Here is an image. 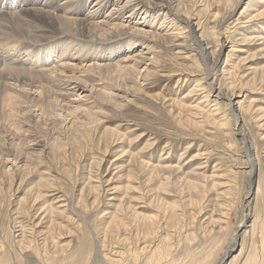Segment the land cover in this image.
<instances>
[{"label":"rangeland","instance_id":"obj_1","mask_svg":"<svg viewBox=\"0 0 264 264\" xmlns=\"http://www.w3.org/2000/svg\"><path fill=\"white\" fill-rule=\"evenodd\" d=\"M159 1L170 11L165 26ZM249 2H144L161 36H144L139 47L147 54L126 57L122 74L90 71L91 86L81 84L88 90L72 97L82 101L75 107L83 104L72 122L88 125L89 136H69L71 119H60V130L51 118L39 123L42 107L52 109L42 89L37 100L19 95L0 109L4 134L29 128L31 141L37 138L30 145L38 164L18 171L10 161L0 173V264H264V1ZM141 14L133 22L141 23ZM214 86L238 98H217ZM29 107V120L2 119ZM59 131L65 137L53 138ZM53 140L63 142L61 150ZM144 162L174 169L150 185ZM160 185L165 190L157 193ZM126 206L158 218L135 219ZM117 215L127 229H111ZM145 245L151 247L143 252Z\"/></svg>","mask_w":264,"mask_h":264},{"label":"bare ground","instance_id":"obj_2","mask_svg":"<svg viewBox=\"0 0 264 264\" xmlns=\"http://www.w3.org/2000/svg\"><path fill=\"white\" fill-rule=\"evenodd\" d=\"M153 1L154 0H0V109L5 113L7 104H13L19 95L32 98L30 100H37L39 98L38 91L42 89L52 109L50 106H46V109L42 107V117L38 119L39 123L43 124L46 119L49 120L51 118L54 123L53 126L55 125V128L57 127L54 129L58 130L59 128L60 130V119L68 121L71 119L72 122V115L76 116L83 111V104H81L80 107H75L77 102L82 103V101L72 100V97L80 96L78 95L79 91L83 93L85 90H88L81 86V84H88L91 86L92 82H89L90 71L96 69L99 72L117 71L119 74H122L126 71V68H128V64L125 60L126 57H130V55L134 53L140 55L147 54L140 52L141 47L139 46H144L145 44L142 43L144 42L142 41L143 38H147L149 34L155 39L161 36V34H158V31L154 32L152 30L159 20L157 17L155 18L157 14H153L151 12L153 10L149 7H141L144 2L150 4ZM254 1L262 3L264 0ZM252 2L253 0H250L249 3L252 5ZM159 3L160 1L156 2V8H161L160 12H163L162 14L165 12L166 14V18L162 23L164 25L169 19L167 17L170 11L164 4ZM247 5L246 7H250L249 4ZM261 8H264V6H261ZM139 12H142L140 19L142 20L141 23L133 22ZM126 13L128 15L125 17L124 15ZM159 14L161 13H158V15ZM152 20L154 21L153 24H151L152 26L150 25L148 27L150 31H145V26H147L148 23H152ZM174 21L175 20L172 19L170 23H175ZM191 21L192 20L189 19L185 23H190ZM58 26L62 28L65 33L62 32ZM31 28L35 31L33 38L31 37V30H29ZM69 29L72 30L73 34H70L71 32ZM87 30L94 33L92 36H87L94 40H90L83 35ZM261 31H264V27ZM261 31H259L260 35L262 34ZM54 34H58V36L54 38L52 36ZM122 36L124 38H122ZM83 38L88 39V41L82 40ZM114 38H116V41H112L109 45L103 46L104 42H108V40ZM250 38L251 36H246L244 37V41H248ZM259 39L264 40V36L261 35ZM148 40L150 42V39ZM72 41H76L74 46H70ZM143 46L142 50H145L148 45H146V47ZM232 46L234 48L233 43ZM71 60H80V66H83L85 70L81 71L77 63H74V66L70 65ZM78 71L80 72L77 77L69 76L68 74L72 73L71 75H74L75 72ZM35 79H41L43 83L35 81ZM213 90L217 93V98L226 97L231 103L235 102L238 98V96L230 95L223 90H217L215 86ZM98 92L102 95H111L107 93V90L100 92L98 89ZM252 106L253 105L250 106L249 111L252 110ZM28 109L27 111L18 110L16 114H13V111L7 114L2 113V115H4L2 119L5 121L6 119L13 120L19 117L22 121L25 119L29 120L32 118L31 110L33 107H29ZM259 119L263 120L264 117L261 116ZM43 125L46 124L44 123ZM73 126L75 127L71 129L72 131L68 134L69 136L75 135L79 138V136H89L91 133V129L88 125H85V123L80 124L72 122L71 127L68 128H72ZM4 127L8 126L0 123V173L3 175L6 174V169L8 167L6 165L10 164V161H12L11 164L14 163L13 166L18 171L25 168L32 171L31 167H33V169L37 168V158L35 157V153L32 152L34 149L30 145L35 142L37 138L31 141V138L26 134L29 128L26 130V133H21V131L17 129L15 132L11 130L9 134H4ZM63 131H65V129ZM48 132L45 133L50 136ZM64 134L59 131L53 134V138L55 135L58 137L61 135L65 137ZM8 136H10V139ZM78 138H76V140ZM60 141L61 140H57V142H55L56 144L54 147H56V150H61L63 142ZM40 157H44V154H41ZM137 159L138 158L134 156V162H138ZM149 164L144 162V169L142 170L147 174V177L150 178L149 183L150 181L152 183H157L160 174L174 169V167H163L162 163H158L160 167H158L159 165L155 166V163L154 166L153 164L152 166ZM96 168H100V165L99 167L96 166ZM134 179H136V177ZM150 185L153 184L150 183ZM188 186L190 189L196 187L195 184H188ZM163 190H165V187L160 185L156 192L159 193ZM35 191H37L38 194V189ZM175 207L174 204L162 205V209L164 208V210H174ZM158 209H161V207L158 206ZM127 210L128 213L133 214L135 219L140 218L142 221L158 218L157 216L151 215L152 213H138L131 207H127ZM52 211L56 212L59 211V209H53ZM50 213L52 212L50 211ZM118 219L119 215L114 216L111 229L113 227L127 229L128 225H125V222L123 223ZM239 228H246V224L245 226L241 225ZM53 230L54 224L52 223L50 230L47 232L51 231L52 233ZM51 237L52 234L49 236V239L47 238L43 241L46 247H49L52 240ZM149 246L145 245L142 248L143 252L149 250L151 247ZM165 246H168V243L164 240L161 242V247L159 248L161 249ZM65 247L69 248L70 245H66L63 248ZM60 249H62V247ZM162 254V252L157 254L155 251L153 256L158 257ZM252 256L254 257L255 255L253 254ZM224 261L225 259H223L220 264ZM245 264H251V261L248 260Z\"/></svg>","mask_w":264,"mask_h":264},{"label":"water","instance_id":"obj_3","mask_svg":"<svg viewBox=\"0 0 264 264\" xmlns=\"http://www.w3.org/2000/svg\"><path fill=\"white\" fill-rule=\"evenodd\" d=\"M237 251H238V250H237ZM237 251H236V252H237Z\"/></svg>","mask_w":264,"mask_h":264}]
</instances>
